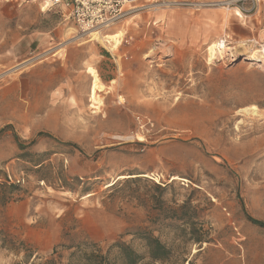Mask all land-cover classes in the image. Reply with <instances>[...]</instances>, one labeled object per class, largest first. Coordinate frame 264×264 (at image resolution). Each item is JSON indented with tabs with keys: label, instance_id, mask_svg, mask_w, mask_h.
<instances>
[{
	"label": "rangeland",
	"instance_id": "rangeland-1",
	"mask_svg": "<svg viewBox=\"0 0 264 264\" xmlns=\"http://www.w3.org/2000/svg\"><path fill=\"white\" fill-rule=\"evenodd\" d=\"M187 1L136 0L103 31H124L112 51L57 9L0 0V184L19 185L0 188V264H67L69 246L118 240L141 264H264L248 219L264 221V0L248 16ZM40 131L83 152L19 148L14 132ZM138 230L169 260L151 261Z\"/></svg>",
	"mask_w": 264,
	"mask_h": 264
},
{
	"label": "trees",
	"instance_id": "trees-1",
	"mask_svg": "<svg viewBox=\"0 0 264 264\" xmlns=\"http://www.w3.org/2000/svg\"><path fill=\"white\" fill-rule=\"evenodd\" d=\"M5 128H11V126L8 125ZM14 137L21 150H26L28 147L33 146L34 144H36L37 139L39 138H48L63 146L71 147L80 152H83L77 143L62 142L61 140L57 139L54 135L45 131H40L37 134L36 138L29 143H25L24 141H22L21 138L15 132H14ZM26 154H29V152L27 151ZM40 154L41 153H38V155ZM42 162L43 160L32 161V163L35 166L40 165V167L43 166L41 165ZM1 187H5L11 190L19 189V185L13 183L8 184L7 182L0 184V188ZM10 199L11 198L9 197V195L5 194L3 195L2 199H0V202L5 205ZM248 219L254 225L264 228V221L253 218L250 215H248ZM136 236L145 242V245L147 247L148 257L150 258L151 261L163 262L169 260L171 250L152 231L138 230L136 232ZM200 241L201 239H198V242ZM97 246L98 245L92 244L90 248V246L85 247L81 243L78 245L69 246V248H75V250L71 252L67 264H141L146 257L143 254L139 253L137 250H135L130 244L121 240L114 242L106 252H103L102 249H100ZM33 255L34 253L26 254L27 262L30 261ZM32 264H36V263H32ZM38 264H56V260L52 258V259H48L44 263H38Z\"/></svg>",
	"mask_w": 264,
	"mask_h": 264
},
{
	"label": "built area",
	"instance_id": "built-area-1",
	"mask_svg": "<svg viewBox=\"0 0 264 264\" xmlns=\"http://www.w3.org/2000/svg\"><path fill=\"white\" fill-rule=\"evenodd\" d=\"M39 1L48 10L57 9L63 16L76 26L84 34L103 32L134 10L136 0H28ZM224 1L211 2L209 5H221ZM194 3V2H193ZM262 0H230L228 4L221 5L229 9H235L239 15L248 16L257 13ZM178 5L190 6L191 1H179ZM264 29V16L261 19Z\"/></svg>",
	"mask_w": 264,
	"mask_h": 264
},
{
	"label": "bare ground",
	"instance_id": "bare-ground-1",
	"mask_svg": "<svg viewBox=\"0 0 264 264\" xmlns=\"http://www.w3.org/2000/svg\"><path fill=\"white\" fill-rule=\"evenodd\" d=\"M228 3H226V4H228ZM89 35L92 36L93 38L97 39L98 42L100 41V42L104 43L105 45L110 47V49L112 51H114L122 43L124 31L121 30V31H118L115 33H105V32L103 33V32H99V31L98 32L95 31V32L90 33ZM217 47H218V43H212L211 46L209 47V51H210V55H211L212 59H214L216 54H217ZM88 72L90 73V75L92 77L91 97H92L93 101H95V103H101L102 99H100L98 97V92L102 91L104 89L105 85L102 83L98 72L94 68L89 67ZM251 109L256 110L257 107L252 106Z\"/></svg>",
	"mask_w": 264,
	"mask_h": 264
},
{
	"label": "crops",
	"instance_id": "crops-1",
	"mask_svg": "<svg viewBox=\"0 0 264 264\" xmlns=\"http://www.w3.org/2000/svg\"><path fill=\"white\" fill-rule=\"evenodd\" d=\"M176 1H187V0H176ZM202 1H205L207 3V2H220V1H225V0H202Z\"/></svg>",
	"mask_w": 264,
	"mask_h": 264
},
{
	"label": "water",
	"instance_id": "water-1",
	"mask_svg": "<svg viewBox=\"0 0 264 264\" xmlns=\"http://www.w3.org/2000/svg\"><path fill=\"white\" fill-rule=\"evenodd\" d=\"M25 65V64H24Z\"/></svg>",
	"mask_w": 264,
	"mask_h": 264
}]
</instances>
